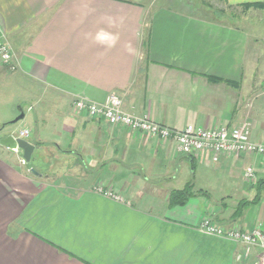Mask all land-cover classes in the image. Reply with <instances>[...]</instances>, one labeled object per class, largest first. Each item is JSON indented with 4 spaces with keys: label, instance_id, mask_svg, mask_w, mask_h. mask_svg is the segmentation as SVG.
<instances>
[{
    "label": "crops",
    "instance_id": "crops-1",
    "mask_svg": "<svg viewBox=\"0 0 264 264\" xmlns=\"http://www.w3.org/2000/svg\"><path fill=\"white\" fill-rule=\"evenodd\" d=\"M256 6L264 0H0V29L18 63L11 72L0 62V140L18 132L12 120L24 114L20 130L35 146L23 164L22 150L0 143V264H254L258 248L247 255L243 243L202 223L262 227L263 208L247 227L248 206L230 223L247 198L232 207L226 197L215 204L199 196L170 207L169 195L189 184L172 186L174 176L199 178L208 192L209 176H237L240 190L257 189L253 200L263 205L264 157H192L173 140L90 118L73 105L116 93L125 111L171 128L248 124L252 140L263 143L257 18L264 8ZM226 9L236 23L211 14ZM59 164L63 171L54 170ZM250 167L255 183L246 178ZM115 176L161 179L150 199H140L137 185Z\"/></svg>",
    "mask_w": 264,
    "mask_h": 264
},
{
    "label": "built area",
    "instance_id": "built-area-1",
    "mask_svg": "<svg viewBox=\"0 0 264 264\" xmlns=\"http://www.w3.org/2000/svg\"><path fill=\"white\" fill-rule=\"evenodd\" d=\"M0 62L6 65L11 72L18 69L16 53L1 29ZM122 105V98L116 93H111L103 103L77 98L73 107L76 113L85 114L94 119H104L113 126H122L131 131L155 136L162 140H173L179 153L192 157L207 153L211 155L213 162H218L223 155L240 156L250 153L264 157V142L252 140L251 128L248 124L233 128L225 126L206 128L189 124L183 129H175L155 121L150 114L139 116L127 112ZM29 133L28 129H22L16 133V137L27 139ZM20 160L23 164H27L23 155ZM246 178L250 183L257 181L253 167L247 169ZM107 194L119 200L123 199L120 195L112 192ZM202 227L210 233L226 236L243 243L246 246L247 255L253 249L258 248L260 253L254 264H264V230L259 226L252 230H248L240 224L227 228L207 217L204 219Z\"/></svg>",
    "mask_w": 264,
    "mask_h": 264
},
{
    "label": "rangeland",
    "instance_id": "rangeland-1",
    "mask_svg": "<svg viewBox=\"0 0 264 264\" xmlns=\"http://www.w3.org/2000/svg\"><path fill=\"white\" fill-rule=\"evenodd\" d=\"M163 1V0H162ZM195 2L198 3V0H193ZM222 5V3L219 2H215L214 6L216 8V10H220V6ZM222 7V6H221ZM252 7V6H251ZM250 8V7H249ZM256 8L259 9H263L264 6H256ZM227 10V9H226ZM228 11L227 15H219V12H211L212 15L217 16V17H223V19L227 22H232V23H236L237 20L233 18V13L232 10ZM261 18V20L259 21V23H257L259 26H262V28H264V13L260 14V16L257 18V20ZM255 19V18H253ZM252 28H254V26L252 25ZM264 47V46H263ZM16 118H14L13 120H15ZM12 120V121H13ZM21 121H18L17 123L14 124V127L17 128L16 131H19L21 128ZM61 164L55 166L54 170H60L63 171V166H60ZM58 174V172H57ZM60 174V173H59ZM163 177V176H162ZM175 178L172 180V186L174 187H183L184 183H186V181H189V183L193 182L194 188L196 190L199 189V181L201 179H197L195 181V179L193 178V176H174ZM211 178V180L209 178L204 179V183H208V185H210L211 189H207L209 190V194L211 195L212 199L211 203H215L218 201H220L223 197H226V200L230 201L229 203L232 205V207L235 206V203H237L240 199L242 198H247L249 200H253L256 193H257V189L253 188L250 189V191L248 192H243V189L240 190V185L243 183H240V181L236 178L233 179V177H237V176H233L231 177L229 180H227L224 176H209ZM117 180H120L119 183L123 186L124 182H133L135 185H137V189H136V194L138 195V197L140 199L142 198H146V199H150V197H152V193L155 190H158V182L157 179H161V177L159 176H144V179H142V176H135V179L133 178V176H115L114 177ZM139 178V179H138ZM168 183V182H167ZM228 195H232V197H229ZM228 196V197H227ZM209 198V197H208ZM262 204L263 205H256L255 203H251L248 205L247 209L245 210V223L247 225V227H249V225H252L253 221L256 220V214H257V210H262L259 212L261 213L258 221L260 222V224H263V228L264 229V190L262 191ZM258 213V214H259ZM214 221V220H213ZM236 220H232L230 223L234 222ZM257 221V222H258ZM215 222V221H214ZM217 223V222H216ZM220 224V223H217ZM222 226L225 227H233L234 225H224V224H220ZM248 230H252L253 228H247Z\"/></svg>",
    "mask_w": 264,
    "mask_h": 264
},
{
    "label": "trees",
    "instance_id": "trees-1",
    "mask_svg": "<svg viewBox=\"0 0 264 264\" xmlns=\"http://www.w3.org/2000/svg\"><path fill=\"white\" fill-rule=\"evenodd\" d=\"M246 6L251 7V5H246ZM261 184L260 185L263 186L264 182H261ZM199 196H206L211 198V195L209 194L208 191L202 189L196 190L194 188L193 183H189L187 186H185L182 189H175L171 191L169 195V206L170 207L183 206L189 201L191 197H199ZM255 201L256 200L249 201L247 199L241 200L232 216V219L237 221L238 218L242 216L245 208L249 204L255 203Z\"/></svg>",
    "mask_w": 264,
    "mask_h": 264
},
{
    "label": "water",
    "instance_id": "water-1",
    "mask_svg": "<svg viewBox=\"0 0 264 264\" xmlns=\"http://www.w3.org/2000/svg\"><path fill=\"white\" fill-rule=\"evenodd\" d=\"M22 118H24V114H21L19 117L13 120L12 124L17 123ZM0 143L1 145H4L9 149L22 150L23 157L26 159V161H31L32 153L34 151L35 146L26 138L16 137V133L13 132L1 138Z\"/></svg>",
    "mask_w": 264,
    "mask_h": 264
}]
</instances>
